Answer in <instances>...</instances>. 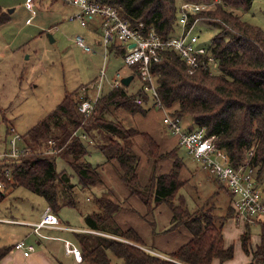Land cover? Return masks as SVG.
I'll list each match as a JSON object with an SVG mask.
<instances>
[{
    "label": "trees",
    "instance_id": "16d2710c",
    "mask_svg": "<svg viewBox=\"0 0 264 264\" xmlns=\"http://www.w3.org/2000/svg\"><path fill=\"white\" fill-rule=\"evenodd\" d=\"M96 1L116 6L120 15L140 30L155 29L160 35L168 36L176 30L180 4L187 0ZM254 1L221 0L199 13L209 28L217 25L218 30L206 42L215 56L217 70L200 68L189 73L184 60L174 50H165L162 59L151 63L150 69L156 78L159 99L187 120L189 130L204 126L206 134L215 136L217 145L227 151L233 164L249 157V164L257 169V178L264 181V29L234 11L248 12ZM10 16L0 3V26ZM140 22L142 27L138 25ZM110 49L123 54L117 43ZM139 94L143 103L135 101ZM81 99L79 89L68 91L55 109L28 129L27 136L22 134L26 151L16 159H5L12 173L6 178L4 189L24 186L41 195L57 215L64 207L76 208L84 215L88 230L105 233L74 231L83 252L80 263L113 264L112 256L122 259L123 264H211L215 258L221 262L232 259L234 250L225 241L223 217L215 215L212 205L190 210L180 193L187 182L180 177L185 164L179 153L180 146L163 151L148 131L105 117L106 111L120 107L132 114L145 115L155 108L154 98L141 88L137 93H130L122 84L103 92L87 117L79 111ZM78 131L86 133L88 139L75 133ZM136 137L141 138L145 152L135 147ZM90 138L105 161L116 162L130 194L140 197L148 213H154L163 202L169 205L172 218L165 231L180 226L188 229L190 238L171 252L170 258L146 250L142 236L134 227L123 229L119 225L115 214L121 203L111 197L110 189L89 198L92 201L87 205L91 206L89 210L81 207L76 191L93 190L102 182L98 170L101 164L87 158L91 152L87 144ZM50 139L59 149L56 153L47 152ZM142 153L153 163L145 184L138 171ZM61 158L66 161L65 167L58 170L57 159ZM166 158L172 159V165L168 171L159 172L158 163ZM73 177L76 182L72 181ZM228 210L233 215L232 205ZM259 222L263 225L256 248L249 246L248 232L243 233L244 250L252 253V262L245 264H264V221ZM150 223L154 227L153 219ZM6 252V248L1 249L0 257Z\"/></svg>",
    "mask_w": 264,
    "mask_h": 264
},
{
    "label": "rangeland",
    "instance_id": "374dc122",
    "mask_svg": "<svg viewBox=\"0 0 264 264\" xmlns=\"http://www.w3.org/2000/svg\"><path fill=\"white\" fill-rule=\"evenodd\" d=\"M26 1L0 0L4 10H11L10 21L0 27V143L3 144V147H6L4 138L8 136V127L14 126L19 133L27 136L28 129L55 109L68 91L79 89L81 95L86 94L87 91L83 89V86L95 80L106 65L104 92L111 88L109 81L118 69L128 74L132 70V67L123 62L121 55L109 53L108 61L105 62L104 56L101 54L102 47L98 43L94 45L91 42L94 47L96 46L95 51L86 52L74 42V36L77 33L86 34L89 38L92 35L86 28H84L86 29L84 32L79 22L69 20V15L74 6L67 0H36L42 5V8H40V15L32 21L31 19L27 21L31 8ZM263 10L264 0H255L248 12L242 9H234L244 19L256 23L264 29ZM56 11H58V15L55 14ZM41 19L47 24L42 25ZM206 24L200 23L201 38L204 42L209 41L218 30L217 25L212 24L209 28ZM48 27L50 28L48 29ZM48 33H51L54 39H51ZM141 85V79L135 75L127 88L130 93H137ZM89 90L90 92L96 91V87L91 86L88 92ZM104 114L106 118L121 120L126 125L148 130L160 142H163V135L170 136L171 134L163 123V114L158 107L152 108L147 115L141 113L133 115L122 107L111 109ZM129 115H132L133 123L130 121L131 118L129 117L131 116ZM80 132L82 131H78V133ZM97 141H99L98 137ZM135 143L139 146L137 149L143 152V142L138 137H136ZM87 144L91 150L87 157L88 160L93 163L103 162L105 156L96 148L97 146L91 141H88ZM164 148H171V146L164 143ZM179 153L184 156L185 162L181 168L180 177L187 181L180 189V193L185 196L188 208L193 210L202 205L213 206L215 215L223 217L221 220H223L224 238L228 245L233 246V262H238V253L241 252L243 255L247 253L243 247V233L248 232L250 236L249 246L254 247L263 223L255 222L248 225L245 221L238 219L234 211L233 215L228 214L232 197L226 189L225 183L207 170L200 168L201 166L198 167L197 162L186 154L184 148L180 147ZM144 154L142 153L138 165L142 184L147 183L150 168L152 169L153 166L148 155ZM65 162L62 158L57 159L58 170L65 167ZM109 162L113 163L112 161ZM112 165L115 173L119 176L114 175L113 186L118 188L125 185L124 187H126L120 177L118 165ZM157 170L161 171L160 165H158ZM259 180L263 181L261 178ZM72 181L76 182L77 179L73 177ZM260 186L264 188V181ZM95 189L76 191L81 207L84 208L90 202L92 203L89 200L92 196L101 194ZM121 201L124 207L121 210L123 217L130 219L133 224L139 227L147 247L159 244L165 250V248H169V244H173L172 240L169 241L168 235L174 231L180 233L179 230L164 231L165 229L160 230L158 228L159 225L164 224L167 214L171 212L166 202L156 207L154 213L147 214V210H142L139 207L143 201L136 194H130L126 200L122 198ZM124 202L126 204H123ZM129 204L131 205L130 209L128 208ZM45 205L46 201L41 195L24 186L15 189L11 187L0 189V216L12 214L17 218L28 217L37 210H43ZM62 214L72 224L84 223L83 216L76 208L66 207L62 209ZM152 219L155 221V231L150 223ZM1 221L0 218V231L7 230V226H4L5 223ZM179 229L187 230L185 226H180ZM156 235L162 236L156 237ZM120 238L122 239V237ZM2 239L3 237L0 235V242ZM112 262L113 264H123V260L116 256H112Z\"/></svg>",
    "mask_w": 264,
    "mask_h": 264
},
{
    "label": "built area",
    "instance_id": "2783aa9c",
    "mask_svg": "<svg viewBox=\"0 0 264 264\" xmlns=\"http://www.w3.org/2000/svg\"><path fill=\"white\" fill-rule=\"evenodd\" d=\"M77 6L78 10L70 15V20L79 22L80 26L87 27L90 21H98L101 28L100 44L104 49V60L108 61L109 53H113L110 45L117 43L123 49V62L132 67L130 73H123L118 69L110 79V87L114 88L123 84L122 78L126 75L136 74L142 81V91L148 92L154 98V106L164 110L163 123L177 136V144L186 149L188 154L199 163L204 169L216 176L225 183L231 194V205L234 208L238 219L245 222L264 221V189L260 186L261 181L257 178V169L249 164V157L237 164L230 161L227 151L218 146L213 135L206 134L204 126L194 130L187 128L186 122L172 108L165 106L159 99L156 78L151 72L150 64L158 62L163 57L165 50H174L184 60L187 71L194 73L202 68L204 70H217V62L208 45L201 38L202 29L200 23L205 22L204 17L199 13L209 10L221 0H211L210 2L183 1L180 4L176 30L168 36H162L155 29L140 30L131 25L128 19L123 18L118 8L110 3H103L96 0H67ZM27 5L33 7L34 0H27ZM140 27L143 23L138 24ZM74 42L86 52H94L95 48L88 38L77 33ZM118 54V53H117ZM107 66V65H106ZM106 66L102 68L99 76L90 84L84 85L87 91L82 94L79 103V111L88 116L97 101L104 92L103 86L106 81ZM94 86V93L88 89ZM137 103H143V97L139 94L135 97ZM84 139H88L86 133L75 132ZM5 136L6 147L0 143V189H4L6 178L11 177V167L6 164L5 159H16L26 151V144L23 136L14 126H10ZM90 141H92L90 139ZM47 152L56 153L59 149L54 147L52 139L48 140ZM252 154V151L251 153ZM4 220V219H1ZM13 222L23 221L11 219ZM33 231L41 236L44 227H58L70 230H80L74 226L63 225L59 216L47 206L42 217L35 222H30ZM82 231H86L85 229ZM105 234L95 230H88ZM64 246L67 253L73 254L77 262H82V249L71 239H64ZM14 247L28 256L36 245L25 240H19ZM146 250L160 255L157 251L144 247ZM162 256V255H161Z\"/></svg>",
    "mask_w": 264,
    "mask_h": 264
},
{
    "label": "crops",
    "instance_id": "0c3cea01",
    "mask_svg": "<svg viewBox=\"0 0 264 264\" xmlns=\"http://www.w3.org/2000/svg\"><path fill=\"white\" fill-rule=\"evenodd\" d=\"M70 4H72V3H70ZM73 6H74V9L72 10L71 14L75 13L78 10L77 6H75L74 4H73ZM30 8H31L30 9V16L27 18V21L29 19H31V21H32L33 19H35L37 16L40 15V13H41L40 8H42V5L39 2H36V0H34V5H33V7H30ZM57 13H58V11L55 12L56 15L59 14V13L58 14ZM70 15H69V17H70ZM69 20H70V18H69ZM41 23H42V25L47 24V22L42 20V19H41ZM3 25H1L0 27H2ZM49 28L50 27H48V29ZM84 28L88 29L89 33L92 35L91 38H89L88 35L85 34V36L88 38L90 43L92 42L94 45H95V43L100 44L99 40H100V35H101V28L98 24V21H90V24L87 27H83V30L85 32L86 29H84ZM101 47H102L101 48V54L103 55L104 49H103L102 45H101ZM114 54L119 55L116 52ZM92 93H94V90L92 91ZM160 110L162 111V114L164 115V110L163 109H160ZM149 111H148V113H149ZM136 114H138V113H136ZM147 114H145V115H147ZM129 116H131L129 118H131L130 121L133 123L132 115H129ZM185 122L187 124V120H185ZM131 125H134V124H131ZM134 126H136V125H134ZM141 130H143V129H141ZM145 131H148V130H145ZM169 132H171V131L169 130ZM138 138L142 142L141 138L140 137H138ZM155 139L159 142V144L161 146V150H163V151L171 150L175 147H178L177 136L172 132H171L170 136L169 135H163V137H162L163 142H160L156 137H155ZM164 143H166L167 145H170L171 148H164ZM135 147L139 148L138 144H135ZM179 150H180V148H179ZM184 150H185L186 154L188 156H190L188 154V152L186 151V149H184ZM180 155L182 156V154H180ZM183 158H184V156H183ZM112 162L113 163H111L109 161H105V158H104L103 162L94 163V164H101V166L99 167L98 170H99L101 178H102V182L98 186H96L95 188L98 190V192H102V190L110 189V191L112 192L111 197L114 200H116L117 202L121 203V209L115 214V219L117 220L119 225L123 229H126L128 227H134L140 233V230L138 229L139 227L137 225L133 224L130 219L123 217V215H122L123 213L121 210L124 209V207L122 205L121 199L125 198V200H126L127 197L130 195V192H129L130 190H128L127 186L124 187L125 185L124 186L121 185L118 188L113 186L112 183L114 182V175H116L117 177H119V176L115 173V171L113 169V165H112V164H116V162L115 161H112ZM197 164H198L197 165L198 167L201 166L199 163H197ZM158 165H160V167H161V171L159 170V172L168 171L172 165V159H167V158L162 159L159 161ZM200 168H203V167L201 166ZM150 170H152V169L150 168ZM182 179H185V178H182ZM143 203H141L139 205V207L142 210H147L146 205ZM123 204H126V202H124ZM47 206L48 205L46 203L45 207H43V210L42 209L39 211L37 210L34 213H31L30 216H28V217L24 216L22 218H17L16 216H14L12 214L8 215V216H0L1 219H4L1 222L5 223L4 226H7L6 228H8L7 230L3 229L2 231H0V235L3 237L2 241L0 242L1 243L0 244V250L3 248L7 249V252L5 253V255L0 257V264H82V263H79L75 260L73 254L67 253L65 250V246H64V239H71L74 243H76L79 246V244L75 240V236H74L75 230L58 228V227H44L41 229V231L43 234H45L47 236H41V235H39L33 231L31 224H28L30 222L38 221L42 217V215L44 213V209H46ZM130 206L131 205L129 204L128 205L129 209H130ZM90 207H91L90 205L86 206L85 211L89 210ZM64 208H66V207H64ZM64 208H62V209H64ZM62 209L60 210L58 216H59L61 222L63 223V225H69V226H74L76 228H79L80 230H77V231H82L84 229L86 231H88V229L86 228V225H85V221L83 224H72L69 220H67L63 216ZM147 214H149L148 211H147ZM81 215L83 216V219H84V215L83 214H81ZM171 218H172V211L167 214L165 221H164V224L159 225L158 228L160 230L166 229L171 222ZM11 219L20 220V221H23V223L10 221ZM179 228H178V230L180 233H178L177 231H174L168 235L169 241L170 242H171V240L173 241V244H171V245L169 244V248H165V250H164L163 246H161L159 244H157L156 246H152V247L148 246V248L153 249V250L157 251L158 253H160V255L168 258L171 255V252L178 249L181 245H183L190 238L189 231H187L188 229L182 231ZM153 229H154V231L156 230V225H154ZM181 232H183V235H181ZM140 235H141V233H140ZM162 235H164V234H162ZM162 235H156V237H160ZM22 239L27 241V242L34 243L36 245L35 250H33L31 252V254L28 256L24 255L21 250L16 249L14 247L15 243L19 240H22ZM153 242L155 243V241H153ZM259 242H260V235L257 238V241L255 242L256 244L254 245V247L251 245L252 248L253 249L256 248V246L259 244ZM244 254L245 255H243L241 252L238 253L239 259H238V262H236V263L233 262L234 258H232L230 260H226L225 262H221L218 258H215V259H213L211 264H245V263H251L252 262V253L247 252ZM252 264H256V263L254 262Z\"/></svg>",
    "mask_w": 264,
    "mask_h": 264
},
{
    "label": "water",
    "instance_id": "95a60500",
    "mask_svg": "<svg viewBox=\"0 0 264 264\" xmlns=\"http://www.w3.org/2000/svg\"><path fill=\"white\" fill-rule=\"evenodd\" d=\"M12 11H13V9H12ZM9 12H11V10H9ZM48 35L50 36L51 39H54L53 35L51 33H48ZM132 79H133V75L132 74L126 75V76H124L122 78V82H123L124 85L128 86Z\"/></svg>",
    "mask_w": 264,
    "mask_h": 264
}]
</instances>
